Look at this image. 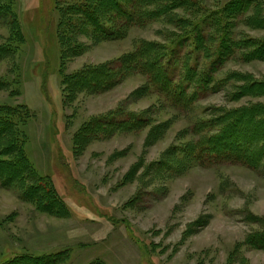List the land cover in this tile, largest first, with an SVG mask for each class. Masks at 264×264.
<instances>
[{"label": "rangeland", "instance_id": "1", "mask_svg": "<svg viewBox=\"0 0 264 264\" xmlns=\"http://www.w3.org/2000/svg\"><path fill=\"white\" fill-rule=\"evenodd\" d=\"M198 1L215 13L233 0ZM260 1L263 7L256 18L241 13L237 26H230L232 40L251 38L264 46ZM74 2L58 0L55 9L53 0H0L5 5L0 11V46L7 50L0 60V81L6 84L0 88V104L24 113L27 122L19 125L29 137L28 157L37 172L52 181L67 210L53 214L55 207L45 204L41 209L22 199L24 186L7 187L0 180V264L16 255L66 249L58 264H264V245L246 242L264 231V159L255 154L262 148L261 139L243 152L240 145L231 148L240 163L189 165L196 153L179 156L173 150L194 142L188 130L195 118L160 107L157 96L143 91L148 78L132 73L130 63L121 67L124 79L108 87L113 74L102 79L104 71H92L136 54L142 41L170 47L179 38L174 29L155 23L134 27L120 40H103L88 25L82 29L87 35L71 25L69 38L61 26L59 37L58 21ZM15 25L22 38L16 36ZM166 31L174 34L168 38ZM223 33L222 27H214V61L220 59ZM78 44L84 48L74 54L71 49ZM244 52L240 48L232 57L226 55V63L217 66L214 94L198 100V112L206 111L200 117L212 112L216 122L224 111L264 105V89L252 84L264 83V52L261 58L257 52L243 60ZM195 55L190 64L204 71V55ZM197 55L203 58L198 61ZM139 60L133 55L130 61L141 65ZM91 67L90 89L84 88L86 80L76 79L69 94L66 82ZM231 74L238 79L227 83ZM94 80L100 83L95 86ZM119 110L125 128L135 130L106 131L111 128L100 119ZM0 139L1 148L8 139ZM11 152L0 159V168L9 167Z\"/></svg>", "mask_w": 264, "mask_h": 264}, {"label": "trees", "instance_id": "2", "mask_svg": "<svg viewBox=\"0 0 264 264\" xmlns=\"http://www.w3.org/2000/svg\"><path fill=\"white\" fill-rule=\"evenodd\" d=\"M57 3L58 0H53L55 9H57ZM3 6L5 5H0V11L5 9ZM6 6L8 7V12L11 6L10 4ZM262 7L263 2L260 0H233L225 5L222 11L214 13V10L210 12L206 7L202 8V3L198 0H75L68 11L66 10V14L62 15V18L58 21L59 37L63 30L62 32L69 38L68 31L71 29V25L75 26L77 31L87 35L86 33L88 32L82 29H87L88 25L93 28L97 37H101L100 39L120 40L126 38L127 33L134 27L140 26L144 28L149 24L162 23L164 27L173 28L179 38L170 47L158 41H142L136 50V54H129L107 65L109 67L106 70H101L103 67L96 66L86 69L87 71L89 70L87 74L82 71L75 74L72 77V81L66 82L67 90L69 94L72 93L74 88L72 82L76 79L79 80V83L86 80L87 83H84V85L86 84L84 88L89 90L91 85L88 86V84H90V79H92H89V73L92 71H104L101 76L102 79L105 77L109 79L113 74V78L108 82L110 84L106 86L108 87L124 79V75L121 74L123 69L121 67L130 63L132 64V73L136 71L137 74H142L148 78L149 82L143 91H150V94L154 95V97L157 96L159 98L158 102H161L160 107L167 105V108L175 109L180 116L190 115L196 119L189 123L190 127L188 130L194 136V142L174 147L173 150L174 153H181L179 156H184L186 153H196L189 165L211 167L227 162L240 163L239 156L231 152L236 150L231 148L240 145L241 152H243L250 145L258 142L259 139H261L262 148L255 154L258 159L263 155L262 159H264L263 104L245 106L242 107L243 109L240 108L233 111H224L216 122L214 121V113H209L210 116L207 118L200 117L206 111L198 112L199 109L197 108L199 99L201 100L214 94V90H216L214 73L218 65L226 63V55L232 57L234 53H237L242 48L245 50L241 55L243 60L252 58L257 52L259 53V58L263 56L264 46L262 44L254 43L251 38H244L238 41L232 40L229 32L231 28L237 26L236 22L239 14L252 13L254 18L259 9L262 10ZM180 11L183 13L180 14ZM259 19L261 24H264L262 23L263 17L260 16L258 17ZM14 27L13 29L18 31L16 36L20 38L19 27L17 25ZM214 27H222L224 31L223 38L220 41V59L216 61H214ZM166 34L170 38L169 34L174 33L166 31ZM67 42L69 43V41ZM82 48H84V45H75L71 52L76 54ZM5 50V47L0 46V60L3 58ZM197 53L204 55V60H206L204 71L201 69L198 71L194 65L190 64ZM133 55L141 59L139 60L140 63L142 61L141 65L130 61ZM200 58H203V56L197 55L196 60L199 61ZM173 65H175V72L172 69ZM107 71L109 73L105 76ZM234 75L239 76V79L231 74L226 77L225 81L229 83L232 80L231 78L242 81L240 80L241 75L236 73ZM93 83L97 86L100 80H94ZM245 83L243 86L238 87V94L244 92L247 85ZM252 84L264 89V83L262 82L252 81ZM0 85V88H5L6 84L1 82ZM103 88L101 87V89ZM119 111L116 114L105 115L106 118L100 119L103 126L111 128H106V131L112 132L113 129L125 132L135 130L125 128L126 121L118 119L119 114L122 113V110ZM20 113L19 109L8 104H0V137L8 139V142L1 145L0 159L7 152L14 151V153H10L12 161L6 163L9 167L7 169L0 168V180L7 187L17 186L21 189L24 186V191H22L23 194L21 195L22 199L37 203L41 209H46L45 205H49L50 207H55L53 214L56 212L61 213L62 210L67 211L62 201L58 199V193L53 187L52 181L42 177L28 157L27 146L29 137L23 129H20L19 125L20 122L26 123L27 121L24 113H22V116ZM130 120L134 125L137 123L133 118ZM141 120L143 121L139 116L137 121ZM250 122L254 124L255 129L251 127ZM223 151H226V154L214 155ZM245 161L249 162L250 159L245 158ZM246 162L245 164L248 165ZM11 167L12 169H9ZM254 239H258V241H254ZM246 242L254 247L256 245H264V231H262L260 238L251 235L246 239ZM68 252L69 250L66 249L65 251L41 255H16L12 260L2 264H58ZM90 264L102 263L94 261ZM242 264L248 263L243 260Z\"/></svg>", "mask_w": 264, "mask_h": 264}]
</instances>
